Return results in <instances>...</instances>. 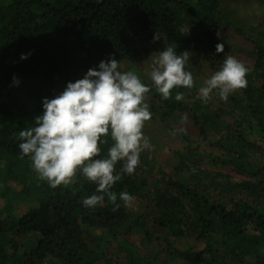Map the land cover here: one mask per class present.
I'll return each instance as SVG.
<instances>
[{
	"label": "trees",
	"instance_id": "obj_1",
	"mask_svg": "<svg viewBox=\"0 0 264 264\" xmlns=\"http://www.w3.org/2000/svg\"><path fill=\"white\" fill-rule=\"evenodd\" d=\"M198 2L193 6L188 0H0V87L11 82L14 75L19 79L34 75L66 85L75 77L74 51L89 60L126 54L130 31L140 27L158 30L168 43L184 46L192 53L208 49L209 65L215 72L227 48L216 53L218 42L212 38L215 3ZM180 13L188 16L196 30L185 31ZM245 37L254 42L255 63L248 68V83L240 89L241 98L229 99L253 124L248 126L251 135L264 136V90L258 87L264 83V46ZM21 53L31 55L21 60ZM171 91L169 100H162L154 88L146 94L156 102L149 108L152 117L166 120L177 112L189 114L204 136L210 129L216 133L231 129L211 111L207 100L176 101V93L184 96L185 89ZM41 114L42 106L26 110L15 98L0 96V154L30 163L27 157H20L18 134L34 126V117ZM181 142L182 150L174 154L177 162L170 166V172L162 171L150 180L138 178L137 169L132 175L121 173L111 190L117 194L127 191L148 202L152 209L150 225L156 230L172 238L188 235L203 244L197 251L167 248L183 264H264V172L245 162L246 150L253 145L240 132L219 141L227 159H212L211 163H228L251 179L236 181L200 169L197 161L201 154L193 147L194 142L186 137H181ZM111 143L109 137L107 144L100 145V158L106 157ZM120 168L118 162L116 173ZM74 181L53 189L38 180L42 197L36 207L17 218L0 213V264H42L46 257L51 264H141L127 245L117 242L118 254L111 247L129 221L125 206L121 204L114 211L105 198L102 205L87 209L82 201L95 192L96 186L79 174ZM146 221L148 216L144 215L136 225L144 229ZM93 229L101 230L106 240L94 236ZM9 233L33 235L37 241L18 254L16 242L7 238ZM7 245L12 249L10 254Z\"/></svg>",
	"mask_w": 264,
	"mask_h": 264
},
{
	"label": "rangeland",
	"instance_id": "obj_2",
	"mask_svg": "<svg viewBox=\"0 0 264 264\" xmlns=\"http://www.w3.org/2000/svg\"><path fill=\"white\" fill-rule=\"evenodd\" d=\"M188 1L193 6L199 4V0ZM207 1L215 3L214 17H216V21L212 38L218 43H223L224 47L227 48L225 57L233 56L247 68H252L255 63V56L252 53L254 42L245 36L257 40L264 46V0ZM179 17L184 21L186 32L196 30L197 26L191 23L187 15L180 13ZM155 33H158L160 40L153 42L152 38ZM128 44L129 51L126 54L119 53L115 58L120 61L121 70L136 71L146 84L151 83L148 76L151 59L159 51L168 46L176 47L177 54L187 50L184 46L168 43L162 32L141 27L133 28L130 31ZM189 55L190 61L186 65V70L192 73L194 84L191 89L184 88L185 103H191L199 98L198 90L203 85V81L214 73L209 65L211 54L208 49L198 53L189 51ZM73 57L77 65L73 81L82 78L84 73L90 67L96 66L100 60L107 59L93 56L89 60L80 56L76 51L73 52ZM19 80L18 87L11 86L12 81L1 86L0 96L15 98L18 105L26 110L41 107L42 98H52L66 86L58 82L52 83L42 80L34 75ZM258 87L264 90V83L258 84ZM230 96L241 98L240 89ZM229 98L227 101H221L215 94H212L207 99L211 111L218 114L222 122L230 126L229 131L221 130L220 133H216L210 129L209 134L204 136L193 124L191 116L181 112L175 113L166 120L155 115L145 122L143 132L150 139L153 149L150 152L145 150L141 153V163L137 167L138 178L150 180L156 178L162 171L170 172V166L177 162L174 154L182 150L181 137H186L194 142L193 147H196L201 154L197 161V166L200 169L213 174L229 176L236 181L251 180L228 163H211L212 159H227L226 151L221 147L219 141L238 132L246 136L247 141L253 145V148L246 150L245 162L257 165L264 172V136L251 135L248 126L253 124L244 116L241 108ZM145 102L150 107L156 106V102L150 96L146 95ZM184 116H187L186 122H182L181 118ZM181 128L184 131H175ZM38 180L36 173L30 167V163H22L17 159L0 154V213L6 217L17 218L29 209L36 207L42 197L37 185ZM132 197L134 199L131 206L125 207L129 213V221L125 228L119 231L117 241L111 242L113 250L117 248V242H121L135 252L140 258L141 264H183L167 248L179 251H197L203 248V244L191 236L172 238L165 231L153 228L149 221L152 217V209L148 202L142 201L134 195ZM144 215L148 216V221L145 222L143 229L136 225V222L141 220ZM127 229L128 231L125 233ZM92 234L97 237H106L99 229H93ZM7 238L16 242L18 254L28 251L37 241V237L33 235L15 236L9 233ZM5 249L9 254L12 252L9 245ZM115 253L118 254V250H115ZM123 256L124 254L120 253V257ZM43 262H50V260L46 257L42 260Z\"/></svg>",
	"mask_w": 264,
	"mask_h": 264
},
{
	"label": "clouds",
	"instance_id": "obj_3",
	"mask_svg": "<svg viewBox=\"0 0 264 264\" xmlns=\"http://www.w3.org/2000/svg\"><path fill=\"white\" fill-rule=\"evenodd\" d=\"M152 40H160L158 33ZM175 49L168 46L152 57L148 72L151 87L136 71L121 70L120 61L109 55L90 67L82 78L67 82L52 98H42V114L34 117V126L19 131L21 159L27 157L38 179L46 181L50 188L74 183L77 174L95 184V192L82 201L87 209L102 205L105 198L114 211L121 204L131 206L134 198L127 191L117 194L111 189L121 179V173H135L142 152L153 149L143 132L145 122L152 118L146 94L154 88L162 100H169L174 88L191 89L194 84L192 73L186 70L189 51L177 54ZM223 52L224 44L218 43L216 53ZM30 55L21 53L20 59ZM248 72L241 61L226 56L219 70L203 81L199 98L206 101L215 94L219 100L227 101L230 94L247 87ZM19 84L14 75L11 86ZM183 99V93L177 92L175 100ZM181 119L186 122L187 116ZM109 137L111 146L106 157L100 158V145L107 144ZM118 162L121 168L116 173Z\"/></svg>",
	"mask_w": 264,
	"mask_h": 264
},
{
	"label": "built area",
	"instance_id": "obj_4",
	"mask_svg": "<svg viewBox=\"0 0 264 264\" xmlns=\"http://www.w3.org/2000/svg\"><path fill=\"white\" fill-rule=\"evenodd\" d=\"M42 264H51L50 262H43Z\"/></svg>",
	"mask_w": 264,
	"mask_h": 264
}]
</instances>
